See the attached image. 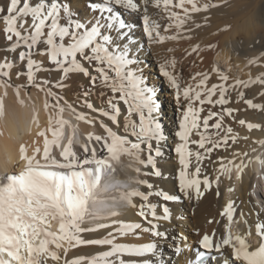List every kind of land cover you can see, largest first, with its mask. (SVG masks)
<instances>
[{
	"label": "snow or ice",
	"instance_id": "1",
	"mask_svg": "<svg viewBox=\"0 0 264 264\" xmlns=\"http://www.w3.org/2000/svg\"><path fill=\"white\" fill-rule=\"evenodd\" d=\"M219 6L211 0H89L87 13L81 15L72 0L0 3V39L4 41L0 47L5 49V56H0V119L5 115L9 88L22 105L21 90L38 89L45 97L44 109L50 110L48 127L37 133L43 138L42 151L35 147L29 155L21 144L23 167L19 173L0 175V264H48L49 260L55 264H129L133 258L152 259L170 236L165 225L179 218L174 215V202L199 200L214 184L219 197L222 177L231 179L235 172L240 180L244 169L253 163L264 169V139H258V148L251 149L255 155L233 149L229 159L217 157L213 162L219 164L214 178L206 171L200 178L205 159L239 142L240 137L225 123L228 117L236 120L237 110L227 106L233 93L237 103L250 109L264 107L246 98L244 91L254 85L264 87V72L246 80L236 78L232 83H228V75L219 72L220 82L211 86V73L196 72L190 77L198 78L194 86L182 85V74L176 73L177 61L172 59L160 64L159 72L173 90L179 112L174 133L179 140L175 144L179 194L157 189L153 182L162 176L158 159L163 156L166 135L162 108L146 79L142 54L146 45L190 39L182 37L193 31L188 25L199 29L196 16ZM150 10H156L164 22L154 18ZM133 16L142 20L139 38ZM199 51V45L191 49V53ZM16 53L11 60L7 58ZM34 53L46 57L54 69L45 67ZM262 59L264 53L247 64L257 65ZM14 69L20 83L13 82ZM42 72L47 75L41 77ZM69 92L74 93V101L67 99ZM204 105L220 111L209 110L202 118ZM65 112L77 122L101 129L100 133L84 135L79 151L75 147L78 128L64 118ZM212 120L215 122L210 125ZM245 123L238 120L240 126ZM32 124L39 125L35 108ZM210 127L212 135L208 134ZM66 128L71 129V135L65 142ZM258 128L256 123H247L249 131ZM193 134L199 138L192 140ZM190 167L194 171L190 172ZM124 168L136 175L127 176ZM116 177L136 187L116 188L101 197V189ZM258 178L264 179V174ZM227 192H234V188H227ZM251 193L259 211L253 222L243 220L246 233L232 230L237 207L229 199L220 213L227 221L225 231L205 232L194 244L180 233L181 245L174 244V255L190 252L185 264H228L229 260L232 264H264V187L258 192L254 185ZM99 204L116 205L120 210L102 213L94 209ZM239 215L245 214L241 211ZM92 221H96L94 226ZM53 223L58 225L56 231L51 230ZM253 227L256 245L249 242ZM145 235L150 241L140 242ZM84 246H107V250L68 259L70 251L79 252Z\"/></svg>",
	"mask_w": 264,
	"mask_h": 264
},
{
	"label": "bare ground",
	"instance_id": "2",
	"mask_svg": "<svg viewBox=\"0 0 264 264\" xmlns=\"http://www.w3.org/2000/svg\"><path fill=\"white\" fill-rule=\"evenodd\" d=\"M0 3H3V0H0ZM88 3L89 0H72V5L74 9L77 10L81 15L87 13L88 9L86 5ZM225 3L226 0H220V3H218L220 6L213 8L214 10L212 9V17L214 14L216 15L218 19V25L217 27L215 26L217 28L216 29L217 34L214 35V38L212 39L213 35L212 37H208L210 38V40L212 39L211 44L213 47V49L211 48L212 58L209 55L208 57L209 59L213 60L212 62H214L217 67H219L222 64L225 66L230 65V68L232 69V71L230 69V72L232 73V78L229 79L228 83H232L236 78L246 80L249 78L250 75L252 77H255L259 75L261 72H264V63H260L257 65L247 64V61L250 58H252L258 53H261L262 50H264V0H238V2L232 4L233 6L231 7L230 6L228 7L227 5H225ZM150 11L152 12L154 18L159 19L161 23L164 22L159 16L156 15V10H150ZM210 13L211 12H209V14ZM205 15H206L205 13H201L198 14L197 16L204 18ZM224 16L225 17L229 16V17L224 20L223 19ZM210 18H211V14H210ZM131 19L134 21V25H135L134 31L136 37L139 38L142 33V20L136 16L131 17ZM204 20H208V19H204ZM199 21H201V19ZM206 24H208V21ZM0 28H2V25H0ZM210 29L211 28H209V30ZM209 30L205 29V31H209ZM204 41L206 42L207 40L204 39ZM3 43L4 41L0 39V44ZM154 45L155 44L146 45L145 51L142 55L144 56L146 54V50L148 51V48L153 49ZM192 45L193 44H191L190 46ZM40 47L42 50L43 46ZM203 49L200 48L199 52H203ZM20 50H24V49H20ZM13 55L18 56V53L9 54L7 58L11 60ZM0 56H5V49L3 47H0ZM158 57L153 53V57L152 58L149 57L148 59L153 62L152 64H159ZM202 57L204 58V56ZM34 58L40 61L45 67H53L54 69V66L50 65V62L46 59V57L38 56L34 53ZM206 61H208V59H206ZM15 63L17 67L20 66V62L18 61V59L15 61ZM206 64L208 63L206 62ZM206 64H204L205 67ZM211 64L209 65L211 66ZM13 73H14L13 82L20 83L21 81L15 80V69L13 70ZM45 75H47V73H43V72L40 73L41 77ZM216 76H218L217 78L219 79V74H217ZM52 78L53 79L55 78L54 71L52 74ZM211 81H213V79ZM150 86L154 88L153 83ZM162 86H163V91L166 92L165 95L169 98H173L174 93L173 90L170 89L167 80L166 83H164L163 81ZM244 91L246 98H251L253 99L254 103L264 105V95H261V93L264 92V87H260L259 85H254L251 86L249 89H244ZM2 92L3 89H0V94H2ZM20 99L24 100L23 105L19 103L17 97L15 96L14 89L13 88L8 89V95L4 100L5 115L2 119H0V122H2L4 125L3 127H0V132H3V135H0V141H2L5 145H7L10 148V151H4L2 148H0V175L19 173V171L23 167L22 162L19 159V146L21 144H24L27 147L29 155L32 154L33 149L35 147H40L41 151L43 149V138L39 137L37 133L41 130H45L48 127V117L50 115V110H45L43 107L45 100L44 94L34 87H29L27 89L21 90ZM67 99L69 101H74V93L72 92L67 93ZM236 99L237 96L236 93L234 92L231 97V101L227 106L237 110L234 113L236 116V120H235L236 123L238 122L239 119H244L246 122L244 126H240L239 124L236 125V123L233 126H231L232 124L230 125L233 128L234 133L240 137L239 142L233 145V147L230 148L229 150L227 151L219 150L215 152L216 155L212 156V158L205 159L202 165V173L200 177L201 179H203V175L205 171L207 172V174H209L211 177L214 178V176L216 175L214 169H217L219 167V164L213 163L214 161H216L217 157H224L227 160L231 157V152L233 149L238 150L240 152H248L250 156L255 155L254 153L251 152L252 148H258V145L255 144V141L258 139H264V107H262L261 109H250L245 105L246 106L245 111L242 112L240 110H242L244 104L242 102L241 104L237 103ZM157 100L160 105L161 102L160 99L158 98ZM96 103L97 106H99V102ZM33 108L36 109V115L39 121L38 126L32 124ZM80 110L87 111L85 109H80ZM168 114H172V112H168ZM164 116H165L164 112H161L162 122L164 120L163 126L166 135V144L163 149V156L158 159V166L162 170V176L159 178H153V182L157 189H163L169 191L170 193L179 194L178 174H179L180 166L178 163V156L175 153V144L178 143L179 140L178 137H175L174 135V133L178 130L177 129L178 124L175 121V117L173 115L169 117H164ZM64 118L69 119L72 122V124L76 125L78 128L79 134L77 133L78 137H76V141H75V147L78 151H79L80 141L84 135H86L89 132H95V133L101 132V129L99 128L98 125L95 128H93L84 122H77L74 119V117L71 116L68 112H65ZM247 123H256L260 125V128L249 131L247 130ZM244 137H248V139H244ZM49 138H51L50 133H49ZM191 139L196 140L193 139V137ZM190 147L192 148L193 151L196 150L195 145H190ZM125 161L127 160L125 159ZM125 170H127L126 173L127 176L136 175V173L131 171V169L126 168ZM189 171L190 172L194 171V168L190 167ZM262 174H264V169H261L259 165L253 163L249 167L244 169L240 180L236 179L235 172L232 173L231 179H228L227 177H222L224 184L222 186H219V193H220L219 197L216 195V185L214 184L213 189L208 191L207 194L204 195L199 200L194 199L188 201L182 199L178 203L174 202L173 203L174 215L179 218L174 219L170 224L165 225L170 236L166 241L162 242L159 245V254L152 259L145 258L140 261H137L136 259L133 258L129 260V264H164V261H167L168 264H185L186 260L191 255L190 252H184L179 256L174 255L175 252L174 244L177 246L181 245L179 234L183 233L188 237V243L194 244L196 241H198L201 238V235L204 234L205 232L209 234L213 233L214 230L218 232H223L224 231L223 224H226L227 221L226 218H222L220 216V213L223 210V206H226V203L229 199L233 200L235 202L234 206L237 207V213L234 215L235 219H234V223L232 224V230L234 232L238 231L241 233H246L247 225L243 223V220L248 219L250 223L253 222L255 220L256 212L259 211L258 208L254 207V205H256L258 201L255 197L252 196L251 190L254 185L257 186L258 192H260V189L264 187V179L258 178ZM127 185L128 188L136 187L135 185L132 184H127ZM229 187H233L234 192L228 193L227 188ZM261 195L264 196V193H261ZM110 205L114 207L113 210H118V211L120 210L116 205H112V204ZM107 206H109V204H99L94 206V208H102L105 210ZM187 209L189 210L190 213H186ZM241 211H243V213L245 214L244 217H241L239 215ZM182 214L191 217L190 219H186L182 217ZM119 218L122 219L124 217L121 216ZM261 218L264 219V215H262ZM210 219L213 220V223H208ZM90 223L92 226H94L96 221H92ZM57 228L58 225L53 223L51 230L56 231ZM197 233H199V235ZM145 241H150V237L148 235H145L140 238V242H145ZM121 242H128V241H121ZM249 242L252 245H256L258 243V238L255 235L254 227L252 228V235L249 237ZM105 250H107V246H84L79 250V252L70 251L68 254V259H72L78 254L92 255ZM225 259H227V257H225ZM48 264H55V262L49 260ZM228 264H232V261L229 260Z\"/></svg>",
	"mask_w": 264,
	"mask_h": 264
},
{
	"label": "rangeland",
	"instance_id": "3",
	"mask_svg": "<svg viewBox=\"0 0 264 264\" xmlns=\"http://www.w3.org/2000/svg\"><path fill=\"white\" fill-rule=\"evenodd\" d=\"M213 1V3H220V0H211V2ZM237 1L235 0H226V3L225 5H227L228 7L230 6H233L232 4H235ZM213 9V8H212ZM212 9L209 10V12H211V18H210V14L209 12L208 13H205L206 15L204 16V18H201L200 16H196V20L197 22H200L201 25L202 24H205V25H202V27H200L199 29H197V32H196V28L194 27V24H189L188 27L192 28L193 31L190 32V33H183L182 37H184V35L186 36H190V37H193L191 39H185V38H181V39H178L177 41H166L164 42V44H155L153 46V49L152 48H148V51L146 50V54L143 56L142 55V59H143V67H144V70L146 72V79L148 81V84L149 86L154 85V89L156 91V93L158 94V97L157 99L159 98L160 99V106L162 108V112H164V117H169L171 115H173L175 117V121L177 122V115H179V112H178V109H177V106L174 102V98H169L167 97L165 94L166 92L163 91V86H162V83L164 81V83H166V78L162 77V75L160 74L159 72V65L162 64V63H165L166 61H170L172 59H175L177 61V64H176V73L177 74H182V79H181V84L185 85V84H191V85H195L198 81V78L197 80H192L190 77L192 75H194L196 72H209L211 73L212 75V78H210L209 82H208V86H211V84L213 83H219V79L217 78L218 76H216L219 72H222L226 75L229 76V79L232 78V73L230 72V65L229 66H225V65H220L219 67H217L215 65L214 62H212L213 60L212 59H209L208 55L212 58V54H211V50L213 49L212 47V44H211V40L214 38V35L217 34V25H218V19L216 17V15L214 14L213 17H212ZM231 9V8H230ZM233 9V8H232ZM214 10V9H213ZM208 14V15H207ZM205 17H207L208 20H204ZM229 17V16H228ZM227 16L225 17L224 16V20L228 18ZM201 21H199L200 19ZM213 18V19H212ZM199 19V20H198ZM204 20V22H203ZM214 22H213V21ZM208 21V24L211 26H209L208 24H206ZM206 22V23H205ZM210 22V23H209ZM207 28H205V27ZM216 26V27H215ZM203 28V29H202ZM209 28H211L209 30ZM215 28V29H214ZM201 29V30H200ZM205 29L209 30V31H205ZM216 30V31H215ZM201 31V32H200ZM205 31V33H204ZM199 32V34H198ZM203 32V33H202ZM210 32V33H209ZM202 33V34H201ZM163 34V33H162ZM193 34H196V35H193ZM206 34V35H205ZM213 35V37H212ZM206 36V37H205ZM208 37H212V39L210 40V38ZM200 38V40H199ZM204 39H206L207 41L205 42ZM209 39V40H208ZM184 40V41H183ZM202 40V41H201ZM198 41V42H197ZM204 41V42H203ZM179 42V44H178ZM209 42V43H208ZM203 43V44H202ZM191 44H193L192 46H190ZM211 44V45H210ZM157 45V46H156ZM168 45V46H167ZM197 45H199V49L200 48H204L203 49V52H198V53H191V49L193 47H196ZM164 46V47H163ZM211 46V47H210ZM160 47V48H159ZM208 47V48H207ZM188 48V49H187ZM210 48V49H209ZM212 48V49H211ZM153 52H152V50ZM169 49H171V51H169ZM207 50V52H206ZM159 51V52H158ZM163 51V52H162ZM165 51V52H164ZM264 50H262L261 53H263ZM153 53L158 57V60H159V64H152L153 62L151 60H149L148 58H152L153 57ZM159 53V54H158ZM164 53V54H163ZM191 53V54H190ZM206 53V54H205ZM261 53H258L256 54L255 56H253L252 58L250 59H255L257 56H259ZM205 54V55H204ZM201 55V56H200ZM161 56V57H160ZM204 56V58L202 57ZM205 56H206V59H208V61H206L205 59ZM196 59H195V58ZM208 57V58H207ZM188 58V59H187ZM181 59V60H180ZM184 60V61H183ZM202 60V61H200ZM211 60V61H210ZM181 62V63H180ZM206 62L208 64H206ZM179 63V65H178ZM192 63V64H191ZM206 64V67L204 64ZM212 63V64H211ZM260 63H264V59L260 61ZM259 63V64H260ZM211 64V66L209 65ZM184 65V66H183ZM203 65V66H202ZM204 67V68H203ZM191 68V69H190ZM209 68V69H207ZM218 69L219 72H212L213 69ZM178 71V72H177ZM192 71V72H191ZM232 71V69H231ZM186 72V73H184ZM229 72V73H228ZM194 73V74H193ZM215 73V74H214ZM14 74V73H13ZM14 77V75H13ZM160 79V80H159ZM213 79V81H211ZM215 79V80H214ZM189 82V83H188ZM213 82V83H212ZM229 82V81H228ZM215 99V97H214ZM241 104V102L239 103ZM244 107L242 108V112L245 111V108L246 106L243 105ZM122 108H126V106L124 105H121ZM210 108V109H209ZM212 108V109H211ZM241 109V108H240ZM244 109V110H243ZM211 110V111H220V108H215V107H212L210 105H204V111L201 113V117L203 118V116H206L208 111ZM236 110V109H235ZM168 112H172V114H168ZM203 114V115H202ZM206 114V115H205ZM231 118V117H230ZM226 118V125L227 126H233L235 125V121L232 120V118ZM230 123H229V122ZM233 121V123H232ZM215 120H212L210 121V125L212 123H214ZM164 124V120L162 122ZM238 124V122L236 123V125ZM178 126V125H177ZM178 129V127H177ZM214 133V130L210 127L208 129V134L209 135H212ZM193 139H198L199 137L196 135V134H193L192 135ZM191 137V138H192ZM219 150H216L214 151L212 154H211V157L212 156H215L216 153ZM215 177V176H214ZM224 184L223 180L221 179V183L219 186H222ZM225 207V206H223ZM186 213H190L189 210L187 209V212ZM182 217L183 218H186V219H190L191 216H186V215H183L182 214ZM235 219V218H234ZM225 224H223V227H224ZM224 231H225V228H224Z\"/></svg>",
	"mask_w": 264,
	"mask_h": 264
},
{
	"label": "clouds",
	"instance_id": "4",
	"mask_svg": "<svg viewBox=\"0 0 264 264\" xmlns=\"http://www.w3.org/2000/svg\"><path fill=\"white\" fill-rule=\"evenodd\" d=\"M3 126H4L3 123L0 122V127ZM0 148H2L4 151H10V148L7 145H5L2 141H0Z\"/></svg>",
	"mask_w": 264,
	"mask_h": 264
}]
</instances>
